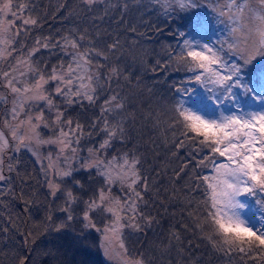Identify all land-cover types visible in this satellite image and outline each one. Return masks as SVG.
I'll list each match as a JSON object with an SVG mask.
<instances>
[{"label":"trees","instance_id":"16d2710c","mask_svg":"<svg viewBox=\"0 0 264 264\" xmlns=\"http://www.w3.org/2000/svg\"><path fill=\"white\" fill-rule=\"evenodd\" d=\"M9 7L19 19L0 62V123L9 119L11 88L44 80L47 95L33 105L39 137L66 140L79 163L92 152L101 168L124 158L138 180L112 185L100 167H74L55 178L52 193L33 155L10 145L2 155L0 264H113L98 232L112 224L140 264H264V211H255L249 235L223 225L210 174L225 158L218 133L181 101L200 64L180 46L192 14L177 7L183 12L171 14L159 0H9ZM79 62L89 67L88 91H55L51 78ZM253 183L254 206L264 208V178Z\"/></svg>","mask_w":264,"mask_h":264},{"label":"rangeland","instance_id":"374dc122","mask_svg":"<svg viewBox=\"0 0 264 264\" xmlns=\"http://www.w3.org/2000/svg\"><path fill=\"white\" fill-rule=\"evenodd\" d=\"M159 2L171 14L183 12L177 8L187 11L186 15L192 14L191 26L182 33L186 37L180 46L195 55L200 64L181 101L194 121L218 133L219 152L225 158L218 159L209 173L223 225L249 235L255 226V211H264L256 209L252 201V191L256 189L253 182L264 178V0ZM18 19L10 10L9 0H0V62L7 57L6 32ZM89 76V67L79 62L51 78L53 89L66 85L71 91L75 88L76 92H87ZM26 77H16V82ZM51 79L46 80L49 83ZM45 85L46 81L40 80L32 87L11 88L14 95L9 119L0 123V187L5 185L2 155L10 145L27 149L33 155L49 177L47 186L52 193L57 190L55 178L66 176L74 167H100L110 184L133 186L138 172L124 158L109 161L101 168L100 158L92 152L79 163L66 140L39 137L42 120L33 105L43 102L47 95ZM98 232L109 262L140 264L128 257L120 226L112 224Z\"/></svg>","mask_w":264,"mask_h":264}]
</instances>
